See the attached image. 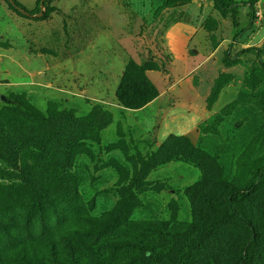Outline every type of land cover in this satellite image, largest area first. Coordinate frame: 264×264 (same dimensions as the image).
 I'll return each mask as SVG.
<instances>
[{"label": "rangeland", "instance_id": "374dc122", "mask_svg": "<svg viewBox=\"0 0 264 264\" xmlns=\"http://www.w3.org/2000/svg\"><path fill=\"white\" fill-rule=\"evenodd\" d=\"M49 6L24 18L0 0V264L67 237L96 264H236L245 232L226 196L264 166V57L237 56L264 50V0L250 30L248 6L235 28L212 0ZM130 63L159 94L141 109L116 97ZM244 208L264 264V187ZM113 211L115 232H79ZM123 240L144 245H106Z\"/></svg>", "mask_w": 264, "mask_h": 264}, {"label": "trees", "instance_id": "16d2710c", "mask_svg": "<svg viewBox=\"0 0 264 264\" xmlns=\"http://www.w3.org/2000/svg\"><path fill=\"white\" fill-rule=\"evenodd\" d=\"M4 3L14 12L24 18H32L34 15H39L42 0H37L36 9L33 11L25 8L17 0H3ZM50 0H45V12L43 17L48 16L52 10L49 6ZM215 7L223 14L230 15L235 28L239 27L238 14L245 8H250V24L246 30L252 29L256 20V4L258 0H250L249 2H235L233 0H212ZM253 55L258 60L264 57V50L260 48H248L243 50L241 55ZM230 60H227V62ZM231 62V61H230ZM221 90L220 82L215 84V87L209 98V105H212L219 96ZM159 96L156 87L152 84L146 75L145 70L130 63L117 89L116 97L118 101L125 107L130 109H141L151 103ZM21 109L27 113L33 120L38 122L49 123L44 116L30 108L26 104L20 105ZM264 187V166L258 168L254 178L243 186L231 188L226 196V210L228 214L236 219L242 226L245 232V240L242 247V252L236 264H253L256 258V248L259 241L257 228L244 208L246 201L255 194L259 189ZM41 210V205L34 203L29 207L28 215L33 217ZM120 216L118 212H112L104 219L84 218L87 222V227L79 231L84 236L101 237L115 232L121 225V219L126 217ZM134 244L137 247L144 245L138 240H123L121 242L111 241L106 243L108 247L118 248L121 245ZM15 264H96L95 261L86 255L80 244L74 239L67 237L62 244L55 241L46 244L31 242L20 246L15 255Z\"/></svg>", "mask_w": 264, "mask_h": 264}, {"label": "crops", "instance_id": "0c3cea01", "mask_svg": "<svg viewBox=\"0 0 264 264\" xmlns=\"http://www.w3.org/2000/svg\"><path fill=\"white\" fill-rule=\"evenodd\" d=\"M17 1L30 11L36 9L37 0H17Z\"/></svg>", "mask_w": 264, "mask_h": 264}, {"label": "water", "instance_id": "95a60500", "mask_svg": "<svg viewBox=\"0 0 264 264\" xmlns=\"http://www.w3.org/2000/svg\"><path fill=\"white\" fill-rule=\"evenodd\" d=\"M44 10H45V0H42V2H41V8H40V13L37 16L38 18H41L43 16Z\"/></svg>", "mask_w": 264, "mask_h": 264}]
</instances>
